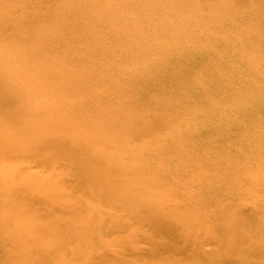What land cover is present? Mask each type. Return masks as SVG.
Listing matches in <instances>:
<instances>
[{
	"label": "bare ground",
	"instance_id": "1",
	"mask_svg": "<svg viewBox=\"0 0 264 264\" xmlns=\"http://www.w3.org/2000/svg\"><path fill=\"white\" fill-rule=\"evenodd\" d=\"M200 1L0 0V264H79L93 246L108 257L99 264H116L104 242H128L121 234L133 232L148 248L134 241L129 254L149 263L264 264L263 182L193 164L191 151L153 154L187 137L162 121L204 110L195 98L214 113L246 88L264 92V74L252 69L264 66V0H212L187 15L186 2ZM255 39L259 57L243 47ZM184 63L196 66L163 70ZM239 63L246 68L225 75ZM157 73L160 84L173 76L200 87L184 111L160 112L131 92L153 88ZM174 207L190 217L171 218ZM238 229L261 243L227 249Z\"/></svg>",
	"mask_w": 264,
	"mask_h": 264
},
{
	"label": "rangeland",
	"instance_id": "2",
	"mask_svg": "<svg viewBox=\"0 0 264 264\" xmlns=\"http://www.w3.org/2000/svg\"><path fill=\"white\" fill-rule=\"evenodd\" d=\"M21 1L29 2L30 0L27 1L21 0ZM186 3L189 5V9L186 11V14L191 15L192 12H195L197 8L207 6L210 3H212V0H201L200 2H196L192 4H190L189 2ZM18 5L16 4V13H18V15H16L14 19H11L10 22L17 23L18 21L24 18L23 16L20 15V7ZM240 12L241 11H239V13ZM239 13H234L233 15H238ZM236 34L237 33L233 31L230 32L231 36L233 35L236 36ZM260 35L263 34L260 32L254 33V36L256 38L260 37ZM256 40L257 39H255L254 42L250 44H245L243 47L246 51H249L253 55L259 57V55L257 54V52H259V44L255 43ZM217 47H221V44L218 45ZM236 57L238 58V56ZM241 63L243 64L244 62L241 61ZM241 63L238 64V67L232 68L230 72L225 73V75L228 76L231 74L235 75V73L238 70H244L246 67L243 66ZM195 66H196L195 63H192L190 65L184 63L182 65L174 66V67H168V68L163 67V70L186 69L189 71V70H193ZM135 67L136 66L132 68L131 66L130 71L131 69L134 70ZM50 68L55 70L57 69L55 65H50ZM209 68L211 70L218 69L217 66H213V65L210 66ZM252 69L257 74H264V66L261 64H257L256 66L254 65ZM113 73L114 75H116L119 73V71L113 70ZM160 77H161L160 73H157L156 76L150 77L151 78L150 83L154 84L153 88L148 87L147 89H145V87L142 86L141 87L133 86V89L131 91L134 93L136 92V94H140L145 97H148L147 99V101L149 102L148 107L150 108L153 105H156L157 110L160 112H164L166 110L168 111L174 110L177 112L184 111L183 107L190 104L188 100L189 97L194 95L196 91L200 90L199 89L200 87L197 86L195 87H192L191 85H187L186 87L183 86L182 83L184 82L180 78L178 79V77L173 78V76L169 78L170 81L167 84H160L159 82ZM246 77H247L246 75H240V77H238V80L242 82ZM60 78L67 79L68 77L60 76ZM220 78H223L221 74H220ZM19 83L20 85L26 87L29 83V79L26 78L20 79ZM225 85H221L217 88L215 87V89L213 88L212 90L216 91L217 89H219L220 91H222L223 88L228 87L227 85L226 86ZM171 87H174V89H172ZM114 88L120 89V87H116V86ZM176 92L178 94H176ZM263 93H264L263 91H259L257 88H253V89L246 88L244 91H242L240 97L237 100L235 99L225 102L222 106L218 108V110H215L214 113L213 110H210L211 107L210 103L208 104L207 102L208 104L207 105L204 104V102H201V100L199 101L198 98H195L194 99L195 101L193 103L197 102L198 105H200L199 107L202 108L205 107L206 109L204 108V110H201L199 113L192 115L191 118L187 116V118L183 117V119L181 118L180 120L168 121L164 119V121H162L164 125H166L169 128L188 129L187 137L183 140L176 139L175 141H170V142L167 141L163 147L157 148L156 151L153 152V154L155 153V156H157L159 153L163 152L164 150L170 152L169 154H172L171 152H175L176 153L175 155L172 154L174 157L173 160H175L176 156H178V153L181 152L188 153L189 151H191L194 154L190 159V162H192L193 164H199L203 167L219 169L218 171H220L225 177L229 176V174L230 176L237 174L239 179H241L240 180L241 184H247L251 182V180L252 181L259 180L264 184V95ZM213 100L218 101L219 99L217 98ZM33 105L37 106L38 104L34 103ZM194 120H196V123L194 125L195 127L189 124V122H193ZM150 137L151 136H147L148 138L147 141L149 143L151 142V139H149ZM135 150L139 151L140 148L136 147L133 152H135ZM153 154L146 153V157L148 156L150 158L152 157ZM169 160L170 158L168 157V160H165L163 163L169 165L171 161ZM14 163H16V166H20L22 164H24V166L26 165V163H22V162H18V163L14 162ZM155 164L157 166L158 163ZM167 179L168 181L170 180L169 181L170 184H177V183L185 184L190 182L187 179H184L183 181L179 178L167 177ZM193 181L199 182L200 180L195 179ZM231 198H232L231 193H229L227 195V200L229 201ZM163 199H165V197L158 196L156 201H161ZM198 200H201V198H199ZM26 203L32 204L31 201H28ZM171 207L172 206H170V208ZM172 211H173L172 212L173 217L171 218L178 219L179 221L183 219V216L188 217L190 214V211L184 210L181 207L178 208L174 207ZM16 213H19V215H21L20 212H16ZM188 219L189 218H187L186 223H188ZM192 221L193 220L191 219V222ZM227 234L232 236V238L228 239L227 241L226 247L229 250L236 249L240 242H242L241 247H247L249 243L254 244L255 246L258 244V242L261 243V239L258 236L254 235L252 232L248 233L247 238L242 240L241 238L244 236V232L241 231V229H238L233 233H227ZM129 235L128 233L121 234L122 239L128 240V242H123V241L121 242V240L119 241L108 240L104 242L106 247H108L109 252L111 250L116 252V257H117L116 261H118L116 264H120V261L125 262V264H161L158 262L149 263L145 258H138V259L133 258V256L130 255L129 253L132 244H134V241L136 242L137 246H140L142 248H148V245L146 243L141 242L140 237L135 235V232H133L131 236ZM91 245L92 244L90 243L89 246ZM87 250H89L90 255H88L87 259H81L79 261V264H90V263L99 264L102 261L107 262V258H108L107 255L103 254L102 250H100L99 247L96 248V246H93V247H89ZM164 256H167V254H164ZM65 258L66 259L69 258V255H67ZM175 260H177L179 264H183V263L191 264L189 260L182 261L180 256H176ZM196 264H219V263L217 261V258L213 257L210 258V260L204 259L202 260L201 263L198 261L196 262ZM226 264H233V263L231 262ZM246 264H258V259L254 257H250V260H248Z\"/></svg>",
	"mask_w": 264,
	"mask_h": 264
}]
</instances>
